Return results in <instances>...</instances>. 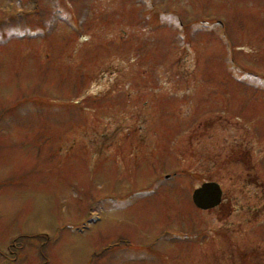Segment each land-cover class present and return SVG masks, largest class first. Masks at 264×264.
<instances>
[{
	"label": "rangeland",
	"instance_id": "1",
	"mask_svg": "<svg viewBox=\"0 0 264 264\" xmlns=\"http://www.w3.org/2000/svg\"><path fill=\"white\" fill-rule=\"evenodd\" d=\"M0 264H264V0H0Z\"/></svg>",
	"mask_w": 264,
	"mask_h": 264
},
{
	"label": "water",
	"instance_id": "2",
	"mask_svg": "<svg viewBox=\"0 0 264 264\" xmlns=\"http://www.w3.org/2000/svg\"><path fill=\"white\" fill-rule=\"evenodd\" d=\"M222 191L214 182L203 183L192 193L191 199L197 209L207 211L220 204Z\"/></svg>",
	"mask_w": 264,
	"mask_h": 264
},
{
	"label": "flooded vegetation",
	"instance_id": "3",
	"mask_svg": "<svg viewBox=\"0 0 264 264\" xmlns=\"http://www.w3.org/2000/svg\"><path fill=\"white\" fill-rule=\"evenodd\" d=\"M218 207V212H222L221 209H223L225 211V209L229 210V203L225 204L224 203V196L222 195V199H221V203L217 206ZM221 210V211H220ZM222 220V219H221Z\"/></svg>",
	"mask_w": 264,
	"mask_h": 264
}]
</instances>
